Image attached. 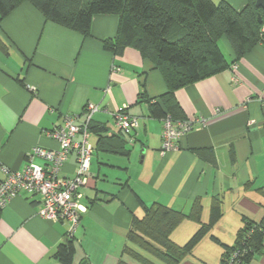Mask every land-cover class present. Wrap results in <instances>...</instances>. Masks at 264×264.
Segmentation results:
<instances>
[{
    "label": "crops",
    "instance_id": "1",
    "mask_svg": "<svg viewBox=\"0 0 264 264\" xmlns=\"http://www.w3.org/2000/svg\"><path fill=\"white\" fill-rule=\"evenodd\" d=\"M227 1L240 11L249 0ZM119 21L116 14H97L85 36L47 20L25 1L1 22L0 182L6 176L3 167L22 169L33 147L57 149L51 132L67 116L83 124L86 105L100 104L104 109L91 121L108 130L102 143L101 135L90 132L94 154L82 189L87 209L75 233L72 264H119L133 215H143L135 194L147 204L187 213L199 199L203 222L210 220L213 202L220 201L222 216L212 230L220 237L231 235L232 242L219 239L235 245L247 220L264 218V45L234 62L229 41L221 39L229 66L176 90L183 117L195 119L197 127L177 150L162 154L164 119L153 114L152 104H163L168 87L161 71L137 49L115 54L104 47L106 39L117 36ZM119 107L139 118L137 129L121 130L113 115ZM76 169L72 150L62 174L71 176ZM40 207V197L27 193L3 207L0 264H64L55 252L69 238V223L43 218ZM185 226L191 235L200 223L185 219L172 235ZM204 240L201 246L207 247H199V258L192 252L181 264H222L224 247ZM250 264H264V248Z\"/></svg>",
    "mask_w": 264,
    "mask_h": 264
},
{
    "label": "trees",
    "instance_id": "2",
    "mask_svg": "<svg viewBox=\"0 0 264 264\" xmlns=\"http://www.w3.org/2000/svg\"><path fill=\"white\" fill-rule=\"evenodd\" d=\"M25 1L33 4L47 20L85 36L91 34L95 15H118L117 36L106 39L104 47L115 54L133 47L161 71L168 90L161 96L163 104L159 101L152 104V112L163 119L168 115L185 119L175 97L177 89L229 66L220 46L223 37L233 49L234 62L257 44L264 45V8L258 7L256 0H249L240 11L227 0L219 3L213 0H0V24ZM142 95L149 101L145 94ZM89 129L101 135L99 143H102L105 138L102 134L107 127L90 121ZM135 198L143 215H133L119 264H181L222 216L218 200L213 202L210 220L205 223L202 221L203 204L199 199L187 213L157 202L147 204L137 194ZM2 209L0 206V218ZM185 219L197 221L200 227L186 243L180 244L172 234ZM213 238L225 249L222 264L236 249L241 250L240 264H250L254 254L264 248V218L260 222L247 220L238 231L233 246ZM74 239L75 236L69 237L55 252V257L64 264L73 263Z\"/></svg>",
    "mask_w": 264,
    "mask_h": 264
},
{
    "label": "built area",
    "instance_id": "3",
    "mask_svg": "<svg viewBox=\"0 0 264 264\" xmlns=\"http://www.w3.org/2000/svg\"><path fill=\"white\" fill-rule=\"evenodd\" d=\"M262 31L264 33V25ZM233 68L236 69L237 64ZM103 109L100 104L88 103L85 107V123L77 124L74 117L67 116L62 124L53 129L51 135L59 142L57 149L35 146L27 153L22 169L12 170L4 166L6 176L0 182V206L4 207L11 198L23 193L38 195L41 199L38 214L52 221H67L68 236H75L80 226L81 214L87 209L82 202V189L87 185L94 154V146L89 140V123L93 115ZM113 115L117 125L126 133L140 125L139 118L129 114L126 107H119ZM196 127L195 119L166 116L161 153L177 150L181 139ZM78 135L81 137L79 140L76 139ZM72 150L77 152L76 172L71 176L63 175V166ZM36 158H41L45 164L37 163ZM240 255L241 250H234L225 264H240Z\"/></svg>",
    "mask_w": 264,
    "mask_h": 264
},
{
    "label": "rangeland",
    "instance_id": "4",
    "mask_svg": "<svg viewBox=\"0 0 264 264\" xmlns=\"http://www.w3.org/2000/svg\"><path fill=\"white\" fill-rule=\"evenodd\" d=\"M220 46H221L223 52L226 53V48L224 45V39L220 41ZM262 180H264L263 177H262ZM205 222H209V221H205ZM188 223H196V222L188 221ZM187 229H188V232H191V228L185 226L183 229L180 228L178 230V231H180L179 234H174V236L172 235V238L175 240L176 239L180 240L181 241L180 243H182V244L186 243L191 238V236L198 230V229H196L191 235H186L185 230H187ZM213 236L217 237L218 239L223 238L225 241L232 242V241H229V239H228L229 237L232 238L231 235L228 234L226 237H220V235H218V233H215L212 229L210 230L209 234L204 239H207L210 242L216 243L217 245H219V247H222L221 244H219L215 241ZM204 239L199 244H197V246L194 248L192 256L199 258V247H207V246H201V245L206 244L203 242V241H205Z\"/></svg>",
    "mask_w": 264,
    "mask_h": 264
},
{
    "label": "water",
    "instance_id": "5",
    "mask_svg": "<svg viewBox=\"0 0 264 264\" xmlns=\"http://www.w3.org/2000/svg\"><path fill=\"white\" fill-rule=\"evenodd\" d=\"M256 3L258 7L264 8V0H256ZM259 17H260V21H262L261 15Z\"/></svg>",
    "mask_w": 264,
    "mask_h": 264
}]
</instances>
